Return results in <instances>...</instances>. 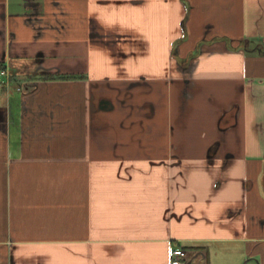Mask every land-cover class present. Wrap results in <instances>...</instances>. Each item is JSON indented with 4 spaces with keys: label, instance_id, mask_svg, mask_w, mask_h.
Here are the masks:
<instances>
[{
    "label": "crops",
    "instance_id": "1",
    "mask_svg": "<svg viewBox=\"0 0 264 264\" xmlns=\"http://www.w3.org/2000/svg\"><path fill=\"white\" fill-rule=\"evenodd\" d=\"M175 248L264 264V0H0V264Z\"/></svg>",
    "mask_w": 264,
    "mask_h": 264
},
{
    "label": "rangeland",
    "instance_id": "2",
    "mask_svg": "<svg viewBox=\"0 0 264 264\" xmlns=\"http://www.w3.org/2000/svg\"><path fill=\"white\" fill-rule=\"evenodd\" d=\"M188 7L186 8V13H185V17L186 18H184V17H181L180 18V20L179 21H177V26H178V30L181 32V30H182V27H183V25H184V27L186 28V24H185V22L187 21V18H188V16H189V14H188ZM134 13V12H133ZM124 17V16H123ZM118 18V17H117ZM135 19H136V17L135 16H133V17H128L127 19H125V18H123V23L121 22V21H118V20H116V18H115V15H111V16H107V20H105L104 21V23H106L107 24V26H108V29H110L112 32L113 31H116V30H118V32H121V31H123L124 29H131L132 27H133V25L134 24H132V21L131 20H134L135 21ZM162 21H164V23H165V25H166V27L167 28H169V23L167 22V21H165L163 18H162ZM78 25H79V27H81L82 25L80 24V23H78ZM98 26V25H97ZM140 26H141V28H144L143 30L144 31H147V28L148 27H146V25L145 24H140ZM76 27H77V25H76ZM98 29L101 31V32H104V31H106V29L105 28H103L102 26H100L99 25V27H98ZM170 28L168 29V31H169V33H170ZM168 37V36H167ZM147 40H152L148 35H145L144 36V41H143V44L146 42L147 44H148V42H147ZM176 40V39H175ZM155 45H157V43H154ZM159 44H160V46H162L163 45V43L161 42H159ZM180 261V260H179ZM182 263H184V264H186L184 261H182Z\"/></svg>",
    "mask_w": 264,
    "mask_h": 264
},
{
    "label": "trees",
    "instance_id": "3",
    "mask_svg": "<svg viewBox=\"0 0 264 264\" xmlns=\"http://www.w3.org/2000/svg\"><path fill=\"white\" fill-rule=\"evenodd\" d=\"M81 78V76H76V75H70V74H65V75H57L53 76L52 74H40V75H29L27 78L31 79H39V80H49V79H55V78H61V79H71V78ZM187 248H193L192 246H187Z\"/></svg>",
    "mask_w": 264,
    "mask_h": 264
},
{
    "label": "built area",
    "instance_id": "4",
    "mask_svg": "<svg viewBox=\"0 0 264 264\" xmlns=\"http://www.w3.org/2000/svg\"><path fill=\"white\" fill-rule=\"evenodd\" d=\"M185 251L184 250H182V249H173L172 251H171V257H172V262H173V264L175 263V264H177V261L178 260H182V258L185 256ZM181 264H184V263H181Z\"/></svg>",
    "mask_w": 264,
    "mask_h": 264
}]
</instances>
